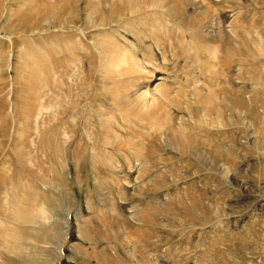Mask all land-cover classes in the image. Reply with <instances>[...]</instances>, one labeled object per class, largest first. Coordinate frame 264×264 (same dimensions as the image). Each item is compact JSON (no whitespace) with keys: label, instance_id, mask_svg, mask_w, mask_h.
Returning <instances> with one entry per match:
<instances>
[{"label":"rangeland","instance_id":"1","mask_svg":"<svg viewBox=\"0 0 264 264\" xmlns=\"http://www.w3.org/2000/svg\"><path fill=\"white\" fill-rule=\"evenodd\" d=\"M45 1L61 6L46 8ZM95 1L111 17L112 0ZM136 1L131 5L147 4ZM86 2L0 0V264H264V0L179 1L184 9L165 15L162 24L180 25L187 37L174 32L165 61L147 37L145 45L137 42L133 31L145 35L149 26L133 19L121 26L132 42L128 59L139 47L159 69L147 67L152 87L169 76L165 110L172 117L169 124L167 117L142 123L128 116L129 124L112 132L115 144L144 138L141 147L96 158L91 148L109 145L94 133L100 129L96 114L122 121V112L101 92L107 77L86 36L98 30L81 22ZM114 2L125 5L128 14L121 18L129 20L128 0ZM62 60L64 84H71L76 103L74 144L87 147L79 163L78 154L54 152V70ZM66 70L73 78H65ZM200 88L212 90L215 102L184 108L190 91ZM171 124L182 125L179 144L160 140ZM101 157L120 160V168L90 166ZM12 194L34 222L11 215ZM57 219L62 225L53 230ZM86 226L87 239L81 233Z\"/></svg>","mask_w":264,"mask_h":264},{"label":"bare ground","instance_id":"2","mask_svg":"<svg viewBox=\"0 0 264 264\" xmlns=\"http://www.w3.org/2000/svg\"><path fill=\"white\" fill-rule=\"evenodd\" d=\"M33 1L34 0H28L29 3H32ZM139 1L140 2L141 1L146 2L147 3L146 6H145V4H143L145 7L142 8L141 7L142 4L141 5L138 4V6L135 4L131 5L132 0H128V3L126 4V6L130 5L129 7H131V8H128V10L130 12H129V16H127V17L128 18L131 17L129 20L128 19L123 20L121 18V16L128 14V12L127 13L125 12V9H124L125 7H122L125 5L121 4L122 1L120 3L117 2L118 3L117 4L114 2V0L109 2L111 7H113L110 11L111 17H108V15L104 11V9L101 7L102 6L101 3H99V1L97 2L95 0H87L86 9H84L85 15L81 17V22L83 24L85 22L87 23L86 27L90 28V30H98L95 33H87L86 36L89 38L88 40L90 41V44L93 45V47H95L97 50L98 54L97 53L96 54L98 55L97 57L99 58L98 61H99V67L101 68V72H102L101 75H104L105 78L107 77L104 80V83L102 81V86L100 85L101 86V92L117 110L122 112V115L120 116L122 121H118V120L112 121L111 119L106 120L103 114H98V115L96 114L95 118H96L97 122L95 123V126L99 125L100 129H99V132H97L95 129L94 133H96V135L101 137L100 138L101 141L103 139L106 142V144H109V145H103L102 146V144H101L100 145L101 147H99L98 149L96 148L97 146L96 147L94 146V148L92 147L91 148L92 152L96 151V153H97V154L92 153L90 155L93 158L96 155L99 156V155H103L104 153H106L107 156L112 157L113 150H115V152L121 151V152L125 153V151L134 152L133 151L134 148L137 149V148L141 147V145L144 142V138H143V140L141 139L140 141H139V139L136 140L135 143L134 142H124V143H121L119 145L115 144L116 138L113 136L114 134L112 135V132L116 129L115 126L119 127V126H125V125L129 124L128 123V116H130V115L135 117L136 119H138L137 120L138 122H142V123L143 122L147 123L145 121L150 122V120L151 121L155 120L158 116H161V118L167 117L169 124H170V118L172 116L168 113V111L165 110V106L169 105V102L171 101V97L169 95L170 92L168 90L166 91V89H165V85H169L167 82V79L169 78V76L164 77L160 84H156L154 87H152L150 81H151V78H153V76L150 74V70L147 67H152L156 71H158L159 69L153 65V62H150L146 59L147 54L144 51H142V49L139 47L136 50L135 55L132 56V54L134 53L133 52L131 54V56L129 55V57H131V58L128 59V53L129 52L127 49H129V48H127L126 46L129 45L130 40L127 36H125L121 33V31L124 29H122L120 27L125 26V24L128 25L131 22H133L131 19H133L134 22L137 23V25L142 23V24L146 25V27L149 26V28L147 29L148 32H146L145 35H141V34L136 33V31H133L134 34L136 35L137 42L138 43H140V42L144 43V45H145L146 37H147L149 40L154 42L155 45L161 50L163 60L165 61L167 59V55H168L167 53L171 49L170 41L175 37V36H173L174 32H176V30H181L182 34H183L182 36H186V34H187L184 32V30L181 29L180 25H178V26L175 25L173 27H169L166 25L163 26V24H162L163 21L167 20V17H165V15L172 16V14L174 13L173 15L177 16V14L180 12L179 10L180 9L182 10V8H183L181 6V8L179 9V6L181 5V2L179 4V1H182V0H170V3L168 5L165 4V2H167L169 0H138V2ZM112 2H113V4H112ZM45 4L48 5V6H45L46 8L50 6V8H53V10H54V8L59 9V6H61V5H57V4L52 6L48 1H45ZM182 5H183V3H182ZM46 8H44V9H46ZM147 8H148V10L145 11L144 9H147ZM183 11H181V12H183ZM43 13H45V16H46L47 11H45V12L43 11ZM139 13H141V14H139ZM120 19H122L123 21ZM120 21H122V22H120ZM22 22H23V19H22ZM90 30L88 29L87 31H90ZM127 30H129V29H127ZM127 30H125V33H127ZM82 31L84 32V30H82ZM131 31L132 30H130V32ZM117 33H118V35H120V38H116L114 36V34H117ZM140 33H142V32H140ZM182 36H179V37H182ZM200 36L205 38L204 35H200ZM175 39H176V37H175ZM194 43H196V42H194ZM130 44H132V42ZM201 45H203V42H201ZM122 47L124 48V50ZM95 48H93V49H95ZM137 52H142V54L145 55L144 56L145 59L144 60L140 59ZM98 58H96V59H98ZM197 58H198V56H197ZM198 61L202 65V59L200 60L198 58ZM62 63H63V60L61 63H58V65L56 64L57 66L54 70L55 71V78L57 77L56 78V84H53L54 85V96H55L54 97V104H55L56 109H57L56 112L59 114V117L56 118V123L54 126V152H56V154L59 156L65 154V152L68 153V155L70 153H73L75 155L78 154V155H76L75 159H77V161L79 163V161H81L82 159H85L88 156L87 155V147L80 148L79 146L74 144V137H75L76 132L74 134V131H73L74 129L71 127V120L74 119V117H75L74 116L75 115L74 110L76 108V105H75L76 103L71 101L73 91H71V88L68 87L71 84L70 85L64 84V80H63L64 76H63V73L61 72V67H63L64 64L62 66ZM66 64L67 63H65V67H66ZM70 64H71V62H70ZM212 67H213L212 65L207 66V72L212 77V79H210V77H207L210 79L209 82H214L213 78L215 76L212 72V69H214V68H212ZM159 68L163 69L160 66H159ZM68 69H71V68H68ZM97 70H98V67H97ZM204 70H205V68H204ZM204 70H203V72L201 71V73H204L206 71V70L205 71ZM99 72H100V70H99ZM65 73H66L65 78L67 76V78L70 79L71 77L73 78V76H74V72L71 73V72L66 70ZM167 75L172 76V74H167ZM210 75H208V76H210ZM170 79H174V77L173 78L170 77ZM197 83H198V81L194 85H197ZM63 85H65L67 87L65 89V91H63ZM209 85H210V87L213 86L212 83H209ZM192 90L193 91H190V93H189V96H191V97L185 101V104L183 106L184 108H187V107L190 108V103H192V102L206 103L209 105H211V103L215 102L214 96H213L214 92H212V90H210V89L206 90L204 88L192 89ZM189 96H187V97H189ZM176 105H177V103H176ZM177 106H179V104ZM58 107H60V108L62 107V109L59 110ZM250 107H252V106H250ZM63 114L66 115V117H65L66 119L62 118ZM109 115L114 116V114H109ZM115 119H116V117H115ZM173 119L171 120L172 121L171 123L175 122V121L173 122ZM177 119L178 118H176V122L178 120H180L181 117H179L178 120ZM123 120H127V121L125 122ZM132 124H133V122H132ZM181 126L182 125L171 124V126H168L165 129L163 128L164 130L160 134V140L161 141L163 140L164 142L166 140L174 141L177 144H179L180 139H178L177 135H181L180 134ZM142 127L146 128L145 125ZM139 128H140V126H139ZM84 131H85V133H83V134H85L86 137H89L91 134L90 128L89 129L85 128ZM104 141H102V142H104ZM117 141H119V140H117ZM96 142H98V141H96ZM110 147L113 149L111 150ZM139 153H137L138 155L135 156V159H136V157L138 158L137 161L140 159ZM128 154H130V153H128ZM131 154L134 155V153H131ZM104 157H105V155H104ZM93 163L94 164L91 163V165L90 164L89 165L91 167H95V168H96V166H99V165L100 166L101 165H103V166L107 165L112 169H116V168L118 169L121 166L120 160L117 163L115 162V160L113 163H109V162H106L104 159H102V157L100 158V160L98 159V160L94 161ZM135 164H138V163L134 162V163H132V165L130 164L129 167H133V165L135 166ZM139 165H141V164H139ZM79 167L81 168V165H79ZM95 168H93V169H95ZM16 186H17V184H16ZM19 186L20 185L18 184V187ZM23 187H21V189ZM24 188L22 190H24ZM12 192H13V190H12ZM6 200H8V199H6ZM6 200L4 202H6ZM19 201L20 200H18V198L16 196H14V194H12L11 199H10V206H11L10 213H11V215L14 216L16 219L26 218V219L31 220L30 222H32V221L34 222V219H36L35 218L36 216L32 212L28 213V209H27L28 206L27 207L22 206V204ZM8 205H6V206H8ZM6 211H9V210H6ZM7 213H9V212H7ZM59 223H61V222L58 219L52 223L53 230H55V228L56 229L59 228ZM65 224H67V228H68V220H66ZM49 225L51 226V224H49ZM61 225H62V223H61ZM12 226H9V227L13 228L14 226L13 227ZM18 227H20V225H18ZM64 228H66V227H64ZM90 228H88L86 226L81 231L82 235L86 239L88 238V236H87L89 233L88 229H90ZM13 229H15V228H13ZM18 230H19V228H18ZM91 231H92V229H91ZM0 232H2V231H0ZM3 232L5 233V231H3ZM8 232H10V231H8ZM63 232H64V230H63ZM67 232H68V229H67ZM67 232H65V233H67ZM14 234H17V233L14 232ZM3 236H5V235H3ZM23 240H24V238H23ZM14 249H16V248L14 247ZM138 250L140 252V249H138ZM144 250L145 251H143V252H147L146 249H144ZM132 254H133L132 256L134 257V252H132ZM145 254H147V253H145ZM141 259H143V257ZM141 259H140V261H141ZM143 260H145V259H143ZM24 264H31V263L29 261H25Z\"/></svg>","mask_w":264,"mask_h":264}]
</instances>
